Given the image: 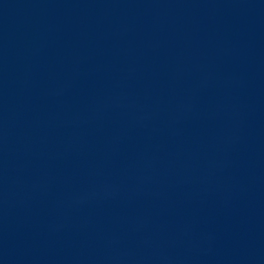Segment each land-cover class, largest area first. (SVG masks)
Returning <instances> with one entry per match:
<instances>
[{
	"label": "water",
	"instance_id": "water-1",
	"mask_svg": "<svg viewBox=\"0 0 264 264\" xmlns=\"http://www.w3.org/2000/svg\"><path fill=\"white\" fill-rule=\"evenodd\" d=\"M0 264H264V0H0Z\"/></svg>",
	"mask_w": 264,
	"mask_h": 264
}]
</instances>
